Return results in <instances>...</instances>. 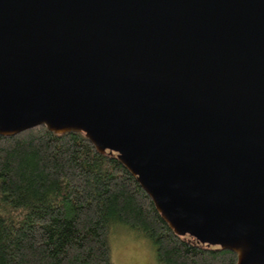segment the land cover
<instances>
[{
	"label": "water",
	"instance_id": "1",
	"mask_svg": "<svg viewBox=\"0 0 264 264\" xmlns=\"http://www.w3.org/2000/svg\"><path fill=\"white\" fill-rule=\"evenodd\" d=\"M82 132L175 233L264 264V0H0V135Z\"/></svg>",
	"mask_w": 264,
	"mask_h": 264
},
{
	"label": "trees",
	"instance_id": "2",
	"mask_svg": "<svg viewBox=\"0 0 264 264\" xmlns=\"http://www.w3.org/2000/svg\"><path fill=\"white\" fill-rule=\"evenodd\" d=\"M147 237L160 264H236L227 249L175 234L115 153L82 132L0 135V264H111V227Z\"/></svg>",
	"mask_w": 264,
	"mask_h": 264
},
{
	"label": "clouds",
	"instance_id": "3",
	"mask_svg": "<svg viewBox=\"0 0 264 264\" xmlns=\"http://www.w3.org/2000/svg\"><path fill=\"white\" fill-rule=\"evenodd\" d=\"M111 264H157L151 241L135 229H129L125 243L114 249Z\"/></svg>",
	"mask_w": 264,
	"mask_h": 264
},
{
	"label": "rangeland",
	"instance_id": "4",
	"mask_svg": "<svg viewBox=\"0 0 264 264\" xmlns=\"http://www.w3.org/2000/svg\"><path fill=\"white\" fill-rule=\"evenodd\" d=\"M129 229H133L127 225L121 223H115L111 227V234H110V246H111V261L114 253V249L118 245H122L125 243L126 239L129 235ZM152 248L155 252V247L151 243ZM156 254V252H155ZM157 258V257H156ZM157 264H160L157 260Z\"/></svg>",
	"mask_w": 264,
	"mask_h": 264
}]
</instances>
